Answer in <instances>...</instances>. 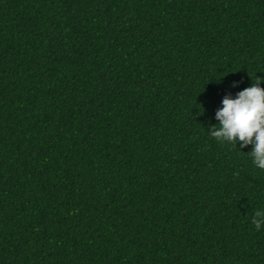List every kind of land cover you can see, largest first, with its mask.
<instances>
[{"label":"trees","instance_id":"obj_1","mask_svg":"<svg viewBox=\"0 0 264 264\" xmlns=\"http://www.w3.org/2000/svg\"><path fill=\"white\" fill-rule=\"evenodd\" d=\"M257 76L264 0H0V264H264Z\"/></svg>","mask_w":264,"mask_h":264},{"label":"clouds","instance_id":"obj_2","mask_svg":"<svg viewBox=\"0 0 264 264\" xmlns=\"http://www.w3.org/2000/svg\"><path fill=\"white\" fill-rule=\"evenodd\" d=\"M253 80V79H252ZM264 77L257 76L250 87L236 93L235 98L227 94L222 107L216 110L217 124L210 127V135L219 143L237 145L241 149L251 145L247 152L255 167L264 170V88L260 87ZM237 86L234 82L233 87ZM252 224L259 231L264 226V210H257Z\"/></svg>","mask_w":264,"mask_h":264}]
</instances>
